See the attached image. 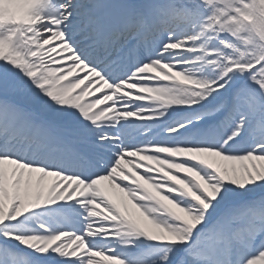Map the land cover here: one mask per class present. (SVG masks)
Segmentation results:
<instances>
[{"label":"snow or ice","instance_id":"obj_1","mask_svg":"<svg viewBox=\"0 0 264 264\" xmlns=\"http://www.w3.org/2000/svg\"><path fill=\"white\" fill-rule=\"evenodd\" d=\"M0 264H264V0L0 22Z\"/></svg>","mask_w":264,"mask_h":264},{"label":"bare ground","instance_id":"obj_2","mask_svg":"<svg viewBox=\"0 0 264 264\" xmlns=\"http://www.w3.org/2000/svg\"><path fill=\"white\" fill-rule=\"evenodd\" d=\"M6 5L9 7L6 8ZM26 6L27 0H0V22L22 18Z\"/></svg>","mask_w":264,"mask_h":264}]
</instances>
